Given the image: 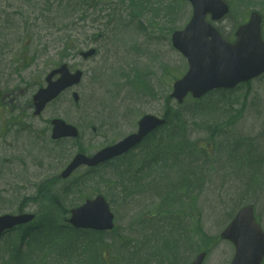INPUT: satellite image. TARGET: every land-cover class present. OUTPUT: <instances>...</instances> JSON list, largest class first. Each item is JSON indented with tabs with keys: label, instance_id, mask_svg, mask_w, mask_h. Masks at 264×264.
<instances>
[{
	"label": "rangeland",
	"instance_id": "1",
	"mask_svg": "<svg viewBox=\"0 0 264 264\" xmlns=\"http://www.w3.org/2000/svg\"><path fill=\"white\" fill-rule=\"evenodd\" d=\"M98 1L95 7L84 6L83 10L74 11L72 7L81 0H0V92L1 95L9 90L14 94L23 92L19 99L13 94L16 100L10 103L0 96V160L16 156L26 163L23 167L13 163L12 172L9 167H0V214L32 213L37 219L31 225L39 224V207L29 201L31 197L38 196L42 205L57 194L63 214L84 201L79 197L92 198L101 192L113 203L115 231L70 233L73 238H59L58 247L51 251L47 244L40 250L33 242L22 245L17 256L14 252L19 250V235L8 234L0 240V264H40L35 263V254L39 252L44 253L43 264H190L202 251L208 253L203 264H229L234 249L218 238L238 209L251 205L264 228V76L230 95L213 93L198 106L186 99L183 115L189 125L188 140L190 144L199 141L212 150L205 161L193 160L185 142L167 138L170 127L163 131V143L170 142L179 155L169 164L160 156L159 148L154 150L152 159L157 157L154 166L162 174L159 181L166 178L165 169L169 167H173L170 170L179 179L175 165L178 162L199 175L197 181L185 184L193 187L191 208L188 197L170 188L160 190L171 205L169 212L173 213L169 217L175 213L174 218L178 219H167L165 223L159 219H138L140 212L154 209L151 201L154 190L150 189L147 195L137 190V180L127 185L113 181L115 168L98 172V177L81 169L65 182L56 181L81 146L88 153L95 152L133 133L144 115L168 117L176 107L175 102H167L172 85L187 70L186 60L172 48L170 37L190 19L188 3ZM226 1L231 3L232 11L212 23L226 40H234L237 26L247 21L252 10L263 14L264 27V0ZM60 29L74 34L79 50L94 48L95 56L88 60H82L74 52L65 56L70 53H63L57 42L63 32ZM60 62L79 67L85 73L76 89L79 104L74 106L71 95L65 93L41 117L33 118L27 105L35 90L32 88L43 82L47 71ZM54 117L77 126L80 140L52 144L49 121ZM8 120L11 130L6 132L1 126ZM93 127L103 134L95 135ZM5 141L13 144L12 149L5 147ZM21 144H27L28 150H23ZM31 145L40 148L36 152L39 155L31 152L34 148ZM146 153L144 147L127 161L137 156H142L139 161L147 159ZM118 163L110 167H120L122 164ZM153 177V171L149 176L142 172V182L150 183ZM104 180L112 181L105 184ZM50 186L53 192L47 188ZM41 214L49 216L43 211ZM169 229L178 233L176 239L161 238L169 236ZM20 233L24 235L26 231ZM97 247L106 248L104 261L92 254ZM4 248L10 250L9 257ZM25 256L31 257L27 261Z\"/></svg>",
	"mask_w": 264,
	"mask_h": 264
},
{
	"label": "water",
	"instance_id": "2",
	"mask_svg": "<svg viewBox=\"0 0 264 264\" xmlns=\"http://www.w3.org/2000/svg\"><path fill=\"white\" fill-rule=\"evenodd\" d=\"M189 1L194 9L193 18L185 31L173 35V43L188 57L190 68L187 75L175 83L173 97L181 102L190 92L193 97L198 98L211 89L233 88L238 83L248 81L264 72V43L260 38L258 15L252 14L249 23L239 28L236 33L238 40L232 46L223 42L216 31L204 22V15L207 13L215 20L221 18L227 12L225 4L220 0ZM208 37H211L210 41H207ZM57 88L54 86L36 96L39 109L49 97L59 92ZM162 123L153 117H144L139 123L137 135L130 136L115 147L103 150L92 159L77 156L63 176H67L70 169L81 163L97 165L122 153ZM62 135L75 134L68 132L65 127H60L58 136ZM71 214L70 223L77 228L99 231L112 228L113 216L102 198L92 203L88 202L86 206L73 210ZM221 237L230 240L236 247V255L231 264H260L264 255V234L254 223L250 208L241 210ZM202 259L203 254H200L192 264H201Z\"/></svg>",
	"mask_w": 264,
	"mask_h": 264
}]
</instances>
